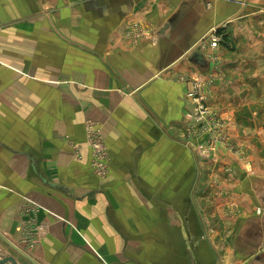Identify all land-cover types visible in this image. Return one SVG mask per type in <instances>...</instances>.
<instances>
[{"label":"crops","instance_id":"1","mask_svg":"<svg viewBox=\"0 0 264 264\" xmlns=\"http://www.w3.org/2000/svg\"><path fill=\"white\" fill-rule=\"evenodd\" d=\"M223 23L208 103L251 170L183 143L184 79L212 69L196 45ZM0 248L19 264H264V0H0Z\"/></svg>","mask_w":264,"mask_h":264},{"label":"built area","instance_id":"2","mask_svg":"<svg viewBox=\"0 0 264 264\" xmlns=\"http://www.w3.org/2000/svg\"><path fill=\"white\" fill-rule=\"evenodd\" d=\"M225 25L226 23H223L212 27L196 45L198 51L211 63L212 69L207 73H200L184 79L188 84L185 95L189 101V109L183 118L186 125V136L183 143L193 148L197 155L205 160H214L220 147H225L228 151L236 154L242 164L251 170L252 164L246 157L245 150L231 144L226 122L220 113L211 108L208 103L219 65L216 49L223 39L221 31ZM85 133L91 149L92 169L97 176L103 177L108 171L110 157L101 128L95 122L87 120ZM201 137L204 139L202 140ZM225 170L231 172L232 168L226 166ZM40 230V226H34L27 230L23 242L28 247H34L39 241L38 232Z\"/></svg>","mask_w":264,"mask_h":264},{"label":"water","instance_id":"3","mask_svg":"<svg viewBox=\"0 0 264 264\" xmlns=\"http://www.w3.org/2000/svg\"><path fill=\"white\" fill-rule=\"evenodd\" d=\"M170 22H172V20H170ZM183 50H186V48ZM197 54L198 53H196L195 55ZM0 264H19V263L13 256L9 255V256L0 257Z\"/></svg>","mask_w":264,"mask_h":264},{"label":"rangeland","instance_id":"4","mask_svg":"<svg viewBox=\"0 0 264 264\" xmlns=\"http://www.w3.org/2000/svg\"><path fill=\"white\" fill-rule=\"evenodd\" d=\"M9 256L7 254V251H4V249L0 248V257Z\"/></svg>","mask_w":264,"mask_h":264}]
</instances>
